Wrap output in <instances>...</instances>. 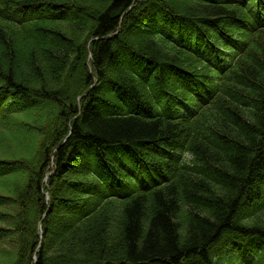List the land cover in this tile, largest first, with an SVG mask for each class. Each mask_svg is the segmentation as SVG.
<instances>
[{
	"label": "trees",
	"instance_id": "16d2710c",
	"mask_svg": "<svg viewBox=\"0 0 264 264\" xmlns=\"http://www.w3.org/2000/svg\"><path fill=\"white\" fill-rule=\"evenodd\" d=\"M254 4L261 16L264 0H0V126L33 117L6 129L20 143L0 159L2 264H241L233 237L258 239L264 264ZM223 40L233 53L210 61ZM185 76L218 89L192 119L175 106ZM163 168L164 185L132 186Z\"/></svg>",
	"mask_w": 264,
	"mask_h": 264
},
{
	"label": "rangeland",
	"instance_id": "374dc122",
	"mask_svg": "<svg viewBox=\"0 0 264 264\" xmlns=\"http://www.w3.org/2000/svg\"><path fill=\"white\" fill-rule=\"evenodd\" d=\"M0 51V55H1ZM74 82V78L70 77L68 78V81L63 85V88L60 91V94L63 95H71V85ZM31 114L24 115L21 117H15L12 118L14 121L10 124H4L0 126V159L7 160L11 159L12 153L14 150L18 151L19 148L17 147V143H20L15 137L16 134L15 130H6L9 127H17V128H24V126L31 124L33 121L30 116ZM15 146L16 148L13 149L12 146ZM189 156V155H188ZM190 157V156H189ZM4 185H0V189H2ZM1 191V190H0ZM3 225L0 223V226ZM55 233H53L54 235ZM10 248L7 245L0 244V264L3 263V261H6L10 257Z\"/></svg>",
	"mask_w": 264,
	"mask_h": 264
}]
</instances>
